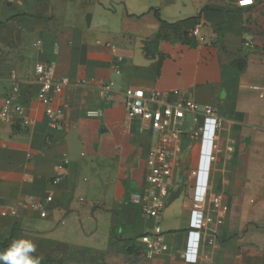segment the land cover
<instances>
[{
  "label": "crops",
  "instance_id": "0c3cea01",
  "mask_svg": "<svg viewBox=\"0 0 264 264\" xmlns=\"http://www.w3.org/2000/svg\"><path fill=\"white\" fill-rule=\"evenodd\" d=\"M36 63L70 80L49 104L35 97ZM13 83L31 124L0 121L1 237L51 242L60 264H264V0H0V108ZM126 88L177 91L220 118L195 262L183 257L194 190L177 191L174 179L191 138L179 140L165 207L144 217L128 196L146 184L154 137L128 118ZM58 109L56 126L49 113ZM47 195L40 216L33 203ZM155 227L169 249L148 256L141 236Z\"/></svg>",
  "mask_w": 264,
  "mask_h": 264
},
{
  "label": "built area",
  "instance_id": "2783aa9c",
  "mask_svg": "<svg viewBox=\"0 0 264 264\" xmlns=\"http://www.w3.org/2000/svg\"><path fill=\"white\" fill-rule=\"evenodd\" d=\"M253 4L254 0H237L239 7ZM200 26V23L195 25L191 32L193 36L199 35ZM245 44L249 45L250 42ZM14 77L13 74L11 78L14 79ZM31 83L38 86L35 94L36 99L42 104H49L70 84V80L66 76L54 78L50 64L36 63ZM82 83L84 80L77 79L74 82L76 85ZM100 88L105 92L109 88V84H103ZM11 90V93L5 96L0 108V121L10 124L13 130L20 131L27 128L31 124V120L25 114L24 104L16 98L18 87L15 83ZM123 94L128 118L145 121L154 137L145 157L146 184L140 190L130 193L128 201L137 205L144 217L156 218L166 205L174 169L173 157L181 152L179 140L188 136L200 142L209 125L212 128L213 136L220 124V118L215 116L211 106L199 109L195 101L180 97L177 91L166 95L158 91L145 93L140 88H126ZM85 113L87 116L101 114L100 110H86ZM188 115H191L189 122ZM49 117L54 125H60L61 110L50 112ZM192 174L194 175V170ZM206 187L207 182L203 191L199 192L198 180L194 184V210L189 222L190 227L194 230L188 232L183 254L187 262L196 261L197 248L194 243L199 240L198 230L203 224V213L199 206L205 199ZM51 201L52 196L47 195L43 200L34 202L33 207L40 216H45L46 204ZM141 241L147 244V249L144 252L148 256L163 253L169 249L164 233L158 227H155L150 233L142 235Z\"/></svg>",
  "mask_w": 264,
  "mask_h": 264
},
{
  "label": "rangeland",
  "instance_id": "374dc122",
  "mask_svg": "<svg viewBox=\"0 0 264 264\" xmlns=\"http://www.w3.org/2000/svg\"><path fill=\"white\" fill-rule=\"evenodd\" d=\"M191 120V115H188V122ZM191 145L186 147L190 151V157L185 156L186 152L182 151V153L179 156V161L177 164L176 169L174 170V179L177 181V183L180 185L179 190L186 189L189 190L190 193L194 190V175L192 174V171L195 169V159H196V151L198 147V140H190ZM185 148V147H184ZM174 190H170V195H172ZM202 206V203L200 204V208ZM20 237H26L24 234L20 236H11V237H1L0 236V252H3L4 249L8 247V245L11 243L13 239L20 238ZM34 241L36 247H37V255H42L43 259L41 261V264H60V262H56L54 259H52L51 250L53 249L51 242L48 241H42L40 238H33V237H26ZM55 262V263H54Z\"/></svg>",
  "mask_w": 264,
  "mask_h": 264
},
{
  "label": "clouds",
  "instance_id": "9594fccd",
  "mask_svg": "<svg viewBox=\"0 0 264 264\" xmlns=\"http://www.w3.org/2000/svg\"><path fill=\"white\" fill-rule=\"evenodd\" d=\"M36 253L37 247L33 240L16 238L0 252V264H41L43 256Z\"/></svg>",
  "mask_w": 264,
  "mask_h": 264
},
{
  "label": "bare ground",
  "instance_id": "6f19581e",
  "mask_svg": "<svg viewBox=\"0 0 264 264\" xmlns=\"http://www.w3.org/2000/svg\"><path fill=\"white\" fill-rule=\"evenodd\" d=\"M211 127L210 125L206 128V131L203 135V138L201 140L204 141L203 143V148H202V167L201 169H203V166H204V162L207 160V158L209 159V154H208V149H209V142L211 141L212 143V138L209 139V131H210ZM213 137V136H212ZM210 150H211V145H210ZM205 170V169H203Z\"/></svg>",
  "mask_w": 264,
  "mask_h": 264
},
{
  "label": "water",
  "instance_id": "95a60500",
  "mask_svg": "<svg viewBox=\"0 0 264 264\" xmlns=\"http://www.w3.org/2000/svg\"><path fill=\"white\" fill-rule=\"evenodd\" d=\"M209 132L210 133L208 136H209V139H211L212 138V128L210 129ZM210 145H211V141L209 142L208 154L210 153ZM208 167H209V160L207 158V160L204 162V166H203V169H205L206 171L205 172L203 171L204 173L202 172V176L200 178H198V190H199V192L203 191L204 186L207 182V169H208Z\"/></svg>",
  "mask_w": 264,
  "mask_h": 264
}]
</instances>
